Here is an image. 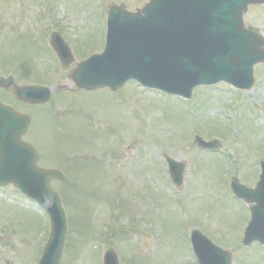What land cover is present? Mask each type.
I'll return each instance as SVG.
<instances>
[{"label":"rangeland","instance_id":"obj_1","mask_svg":"<svg viewBox=\"0 0 264 264\" xmlns=\"http://www.w3.org/2000/svg\"><path fill=\"white\" fill-rule=\"evenodd\" d=\"M9 2L0 0L3 24H7L4 16L18 7L15 3L8 10ZM144 2L45 0L44 12L60 7L52 21L74 23L78 38L91 32L80 48L83 52L76 55L81 59L100 50L105 13L111 3H125L133 10ZM24 13L33 18L29 8ZM63 13L68 14L66 18ZM42 19L47 22L50 17ZM245 22L264 36V6H251ZM2 38V61L20 60L28 69L39 57L49 61L48 49L39 46L33 33L29 37L8 33ZM254 79L252 87L243 91L225 84H217L211 91L197 89L199 94L189 101L145 89L133 80L116 93L101 89L60 95L65 111L59 118L61 129L53 139L46 114L45 136L49 135L37 145L44 164L54 163L51 157L60 155L69 162L65 154L70 151L62 152L64 148L78 153L75 174L65 171V183H54V188L64 194L67 217L78 219L81 229L87 228L96 242L83 243L76 232L69 236L67 232L60 264H101L108 246L118 253L120 264H195L185 237L193 224H199L200 230L204 227L202 232L217 243L237 248L238 257L253 259L248 264H264V246L254 244L253 252L239 248L245 210L228 189L232 172L241 182L254 186L251 173L258 176L264 160V64L255 66ZM195 135L206 141L218 139L217 149L198 148ZM165 155L185 163L181 189L168 178ZM70 183L77 187L70 189ZM33 205L13 187L0 189V215L25 229L15 234L0 232V241L7 239L14 249L0 245V264H34L38 260L48 220ZM70 205L82 209L75 212ZM124 220L131 221L123 224ZM123 225L135 231L128 232ZM120 227L125 230L122 237Z\"/></svg>","mask_w":264,"mask_h":264},{"label":"water","instance_id":"obj_2","mask_svg":"<svg viewBox=\"0 0 264 264\" xmlns=\"http://www.w3.org/2000/svg\"><path fill=\"white\" fill-rule=\"evenodd\" d=\"M258 3L264 0H148L135 12L127 11L124 5H112L102 52L79 63L71 78L85 89H115L133 78L145 87L183 98H189L195 86L219 80L249 88L253 65L264 62V38L257 28L244 27L242 13L249 4ZM52 43L62 61L70 57L55 37ZM4 81L0 80V85ZM30 91L33 88H22L17 94L35 100L28 96ZM47 98L46 91L36 100ZM26 124L23 116L0 104V186L13 183L46 211L50 234L38 264H59L67 222L50 181L61 180L63 175L59 170L36 166V151L20 141ZM196 139L202 147L213 146ZM168 161L171 178L180 184L183 164ZM261 165L256 189L232 183L238 197L256 202L244 232L245 244L264 241V162ZM193 246L200 264H229L228 256L197 232ZM103 264H118L112 248L105 252Z\"/></svg>","mask_w":264,"mask_h":264},{"label":"flooded vegetation","instance_id":"obj_3","mask_svg":"<svg viewBox=\"0 0 264 264\" xmlns=\"http://www.w3.org/2000/svg\"><path fill=\"white\" fill-rule=\"evenodd\" d=\"M36 1V9L33 10V2ZM45 0H11V6L18 4L17 11H10L8 17L4 16L7 24H3L0 16V46H2L3 36L8 33L12 36H30L31 33L40 41L39 46L48 49L49 61L44 57H39L32 65L31 69L26 68L28 64L16 60H0V78L5 79L3 86H0V102L21 113L29 120V125L21 139L30 142L35 146V142L42 140L45 136L46 114L49 119L55 120L56 111L61 109V96L63 93L77 91V87L70 81L68 75L79 62L76 55L83 51L79 48V28L72 22L52 21L53 12L45 14ZM29 8L33 13V18L25 15L24 9ZM44 15L41 14V10ZM70 13V12H69ZM11 15V16H10ZM67 13H63L66 18ZM50 17V20L43 22L42 18ZM56 38L57 44L66 51L70 49L72 57L65 58L64 63L58 57V53L53 46L52 39ZM33 87L34 93L29 97L41 99L44 97L45 89H48L49 99L47 102H29L21 100L16 96L18 88ZM40 159V155L38 160ZM39 163V162H38ZM252 178L251 180H253Z\"/></svg>","mask_w":264,"mask_h":264}]
</instances>
